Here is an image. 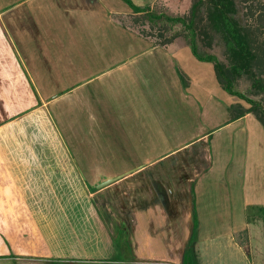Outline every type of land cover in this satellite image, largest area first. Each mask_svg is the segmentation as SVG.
Segmentation results:
<instances>
[{
	"label": "rangeland",
	"instance_id": "rangeland-1",
	"mask_svg": "<svg viewBox=\"0 0 264 264\" xmlns=\"http://www.w3.org/2000/svg\"><path fill=\"white\" fill-rule=\"evenodd\" d=\"M131 1L175 16L192 3ZM242 3L246 24L264 42V0ZM0 13V154L24 156L28 169L45 172L35 178L41 187L24 177L27 205L14 192L5 194L7 205H22L5 207L0 192V264H185L190 249L194 264H262L264 205L248 211L257 237L251 251L231 223L239 214L230 213L240 212L247 181L256 180V193L264 195V146L253 141L264 129L253 115L227 126L229 106L238 100L220 87L211 63L182 42L157 45L149 26L142 36L138 15L122 0H0ZM215 48L226 61L222 46ZM180 72L188 77L185 87ZM128 172L140 188L138 180L151 178L176 207L189 205L191 225L179 220L174 233H157L153 226L145 231L142 221L133 230L135 213L127 206L137 188L125 178L92 193ZM198 173L200 203L208 208H197L204 224L194 236L200 186L188 178ZM211 210L226 212L212 222ZM229 224L245 254L216 236Z\"/></svg>",
	"mask_w": 264,
	"mask_h": 264
},
{
	"label": "trees",
	"instance_id": "trees-1",
	"mask_svg": "<svg viewBox=\"0 0 264 264\" xmlns=\"http://www.w3.org/2000/svg\"><path fill=\"white\" fill-rule=\"evenodd\" d=\"M122 1L138 15L136 22L144 29L142 36L148 35L145 26H149L160 39L157 45L182 42L197 60L213 65L220 87L238 100L228 109V124L253 115L264 129V42L258 44L246 24L242 0H192L188 13L182 16L170 15L155 4L137 6L131 0ZM218 45L222 46L221 54L226 61L212 52ZM180 77L185 87L188 77L183 72ZM90 189L97 192L96 187ZM195 217L194 236L199 226L196 210ZM194 261L190 249L184 263L194 264ZM106 263L118 264V261Z\"/></svg>",
	"mask_w": 264,
	"mask_h": 264
},
{
	"label": "crops",
	"instance_id": "crops-1",
	"mask_svg": "<svg viewBox=\"0 0 264 264\" xmlns=\"http://www.w3.org/2000/svg\"><path fill=\"white\" fill-rule=\"evenodd\" d=\"M1 17L2 16L0 13V19H1ZM38 108H40V107H35L34 109L26 112L24 115L17 116L14 119H11L10 122L14 121V123H16L17 119H21V118L23 119L24 117H27L33 113H36L37 112L36 110ZM249 116L250 115L244 117L243 119H241L239 121L233 122L231 124L227 123L228 124L227 126L231 127L232 125L239 124V123L244 124L245 122H248V120H251V118H248ZM18 121H20V120H18ZM252 127H253V129H255L253 125H252ZM255 131H257V130L255 129ZM254 134H256V133H254ZM253 141L255 143H258L260 145L262 144L264 146V136L261 134V132L259 134H256V136H254ZM12 155L0 154V192L3 194L2 203L3 204L6 203L5 207H7V206L8 207L9 206L10 207H13V206L17 207V206L22 205L23 202L25 205H27V203H28L27 198H26L27 185L25 182L23 183L24 177H26V175H27L30 183H32L34 185L38 184V187H41V185H42V183L40 182L41 180L37 181L38 179L36 180L35 178L36 177H42L43 176L42 173L43 174L45 173L44 171H41L40 169H37V168H33V169L29 168L28 169V167L26 166V163L22 159L24 156L21 157V159L19 158L17 160L16 158L10 157ZM21 161H23V162H21ZM19 168H23V169L21 170ZM208 171L212 172L211 169H209ZM237 173L240 175L239 177H242L243 179L247 175L243 171H239ZM247 173H248V178H249V176H250L249 174L251 172L249 171ZM201 175L202 174L198 173V175L196 174L194 176H190L188 178V183H192L196 178H197V181L201 180L202 177L199 178ZM125 179L126 180H124V181L131 180V183L129 184L130 188H132L133 190L137 188L136 190H134V192L136 193V194L134 193L135 196L134 197L132 196V198H133L131 201L132 204L130 206H127L128 212L129 211L132 212V213L130 212L131 215H133V212L135 213L133 216H134L136 221L133 224V230H137L139 225L144 226V225H142V221H145V223H147V224H145L146 226L143 227V229L145 231H147L149 229L153 230V227H154V231H157V233H159V232H165L166 233V231H165L166 229L168 231L170 230L172 233H174L173 232L174 227L180 226V224H181V222H179V220H181L184 225L190 224V222H191L190 221L191 210H190L189 205L183 203L179 207H176V205L173 204L174 201H172V198L167 196V190L164 191L162 189V187H163L162 185H160V184L157 185V181H155L151 178H149L147 181L138 180V182L141 181L142 185L145 186V187H143L141 185L142 188H140L139 184L135 181V179H137V177H135V176L131 177L130 176V179H129V177L125 178ZM197 181H196L195 188L197 189L198 188L197 186H200V187L198 189L199 191L196 192L197 194L195 195L194 202H195V210H196V215H197L198 224H199L198 230L200 231V234H201V233H203L201 231V228L203 227L202 224H204V222H203L204 220L201 219L200 214L197 212V208L202 209L200 207V205H203L204 208H208V207H206L205 204L200 203V195L205 194L202 192V189H204V185L201 184L203 181H201V183H200L201 185L197 184V183H199ZM12 182L15 185H13L14 189L10 190L9 188L12 187V185H11ZM227 183H228V181H227ZM18 184H22L21 186L23 187V189L16 190V187L18 186ZM243 188H246V190H245L246 194H244ZM257 188H258V185H257L256 180L247 181L242 186V190L240 191V192H242V199H243L242 208H240V212H234L233 213V210H232L230 213L231 214L230 218L233 217V215L239 214L238 216H235V220H232L231 223H232V225L235 224V227L238 228L239 232H241V231L245 232L244 234L246 235V244H247L248 249L250 251H251V249H254L253 244L257 240V237L255 235L256 228H254V227L252 228V226L250 225V219H248V211L252 207H255L258 205H261V206L264 205V195L262 192L256 193ZM140 189L143 190V193H141V194H140ZM35 191H37V189L33 190V192H35ZM9 193H14L13 198L18 197L20 199V197H22L23 202L21 204L18 202V205H14V203L12 201L13 206L9 205V204L7 205L6 201L8 200V198L5 196V194H8V196H9ZM227 195H229V193H227ZM151 196H153V197H151ZM143 197H145L144 201L142 200ZM207 205L209 207H212L213 202L207 203ZM0 206L2 207L1 204H0ZM225 212L226 211L219 210V212L216 213V212H213L211 210L209 212L208 217L212 220V222H216L213 219L216 217L218 218V216L222 217L223 215H225L224 214ZM226 215L229 216V214H226ZM117 216H119L121 219H123V217L121 216V213L118 214ZM187 220H189V222ZM148 223H152L153 225H148ZM210 223H211V221H209L207 224L210 225ZM254 223L257 224L256 221ZM232 225L229 224V226H231V227H229V229H227L226 231H223L221 233L215 232V234H217L216 236H227L228 242H230L228 249H234V251L240 255L245 254L244 249L239 245L237 246L236 243L234 242V236H236L234 234V232L236 231V228L232 227ZM192 229H193V226H192ZM259 230L261 231V228H259ZM206 232H207L206 234H210V233H208V231H206ZM258 236H264V232L263 233L261 232L260 235H258ZM220 241H221V238L217 239V242H220ZM263 259H264V256L262 258V261H263L262 264H264ZM251 264H254V262H251Z\"/></svg>",
	"mask_w": 264,
	"mask_h": 264
},
{
	"label": "water",
	"instance_id": "water-1",
	"mask_svg": "<svg viewBox=\"0 0 264 264\" xmlns=\"http://www.w3.org/2000/svg\"><path fill=\"white\" fill-rule=\"evenodd\" d=\"M132 173L134 172H128V173H125V174H122L118 177H115V178H108V179H105L103 180L100 184H98L96 186V188L99 190V189H103L109 185H112L120 180H123L124 178L128 177L129 175H131Z\"/></svg>",
	"mask_w": 264,
	"mask_h": 264
},
{
	"label": "bare ground",
	"instance_id": "bare-ground-1",
	"mask_svg": "<svg viewBox=\"0 0 264 264\" xmlns=\"http://www.w3.org/2000/svg\"><path fill=\"white\" fill-rule=\"evenodd\" d=\"M207 82V81H206ZM174 107V106H173ZM120 141V140H119Z\"/></svg>",
	"mask_w": 264,
	"mask_h": 264
}]
</instances>
